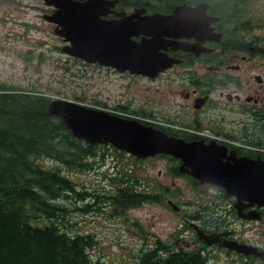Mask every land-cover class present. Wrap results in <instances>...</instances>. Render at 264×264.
<instances>
[{"label":"flooded vegetation","instance_id":"1","mask_svg":"<svg viewBox=\"0 0 264 264\" xmlns=\"http://www.w3.org/2000/svg\"><path fill=\"white\" fill-rule=\"evenodd\" d=\"M113 1L116 3L108 10L107 21L118 20L138 7H143L146 14L170 15L180 5L194 7L204 3L208 6L207 18L203 16L208 33L198 36L199 40L190 36L176 41L197 44L210 51L198 56L172 51L170 47L166 51L181 62L163 75L189 81V88L179 92L188 110L184 115L189 119L159 109L156 114L168 126V131L185 143L213 148L215 158L222 164L232 165L233 158L264 161V35L257 34L264 31V18L253 8L256 1L171 0L168 3L163 0L166 5L145 0L139 6H127L124 0ZM184 31L192 30L173 34ZM163 39L175 41L167 36ZM178 69L183 72H175ZM167 160L174 163L175 176L170 175L172 180L164 183L160 181L163 175L157 174L152 190H164L165 200L152 201V204H165L164 208L171 211L173 206L177 208L173 211L181 216L177 244L181 241L185 251H196L204 264L210 261L212 264H264L260 257L225 246L226 243L245 249L255 246L264 251V207L227 196L222 186L202 183L182 173L190 168L179 160ZM177 180L186 184L179 185ZM170 202L173 205H168ZM203 235L216 236L217 243L207 245L201 238Z\"/></svg>","mask_w":264,"mask_h":264},{"label":"rangeland","instance_id":"2","mask_svg":"<svg viewBox=\"0 0 264 264\" xmlns=\"http://www.w3.org/2000/svg\"><path fill=\"white\" fill-rule=\"evenodd\" d=\"M256 2L253 8L258 9L264 18V0ZM49 11L50 8L39 0H0V84L42 93L51 100L76 102L117 114L134 116L132 111L138 115L141 111L156 113L159 109L189 119L184 115L188 110L179 95L180 89L189 88L188 79L174 76L167 81V76L163 75L149 81L77 62L61 52L64 41L54 35L55 26L42 19V15ZM257 34L264 35V31ZM119 106L129 109L121 112ZM98 153L106 158V165L100 171L69 170L49 160H43L41 165L59 169L77 184V190L81 192L99 193L116 186V182L103 177L107 167L110 169L116 160L137 170L141 186L149 187L160 171L163 175L161 182L172 180L165 162L135 163L127 155L121 157L110 148H101ZM175 182L186 184L183 180ZM82 204L72 198L61 201L69 212L59 224L71 235L93 234L97 244L90 254L94 260L104 264H137L140 249L153 243L149 237L151 233L163 241L178 237L181 216L163 206L144 204L123 213L116 211L114 216V209L108 204L101 211L85 216L75 210Z\"/></svg>","mask_w":264,"mask_h":264},{"label":"water","instance_id":"3","mask_svg":"<svg viewBox=\"0 0 264 264\" xmlns=\"http://www.w3.org/2000/svg\"><path fill=\"white\" fill-rule=\"evenodd\" d=\"M43 1L47 6L56 8L51 15L43 18L56 25L54 33L70 43V46L62 49L68 55L121 72L129 71L151 78L178 62L160 53L167 49L163 36L179 37L168 32L176 28L185 29L176 21L189 16L198 19L203 17L207 9L203 4L193 9L179 7L174 11L175 17H141L144 10L141 9L121 20L106 21L102 17L108 14L112 3L107 8L109 3L104 0ZM193 31L206 33L205 29ZM139 35L144 36L141 42L132 41L131 37ZM172 49L190 51L196 55L201 51L183 45L172 46ZM48 110L50 114L63 120L75 138L86 140L90 144L109 143L139 158L159 153L172 154L186 162L191 168L189 173L202 183L220 185L226 189L228 196L264 207V161L233 158L232 165L222 164L214 158L213 148L203 149L196 144L183 145L163 132L135 120H125L103 110L67 101H53ZM206 241L208 245L217 242L215 237H207ZM225 246L264 260V254L259 253L256 248H236L227 243Z\"/></svg>","mask_w":264,"mask_h":264},{"label":"trees","instance_id":"4","mask_svg":"<svg viewBox=\"0 0 264 264\" xmlns=\"http://www.w3.org/2000/svg\"><path fill=\"white\" fill-rule=\"evenodd\" d=\"M49 103L41 93L0 84V264H104L89 254L94 237L69 235L59 224L69 212L61 201L83 199L84 193L58 169L41 165L47 159L69 170H91L96 147L73 137L62 119L49 113ZM115 199L121 206L138 200L127 192ZM159 251L166 252H143L139 264H204L194 251L158 256Z\"/></svg>","mask_w":264,"mask_h":264},{"label":"bare ground","instance_id":"5","mask_svg":"<svg viewBox=\"0 0 264 264\" xmlns=\"http://www.w3.org/2000/svg\"><path fill=\"white\" fill-rule=\"evenodd\" d=\"M258 207H260V206H258Z\"/></svg>","mask_w":264,"mask_h":264}]
</instances>
